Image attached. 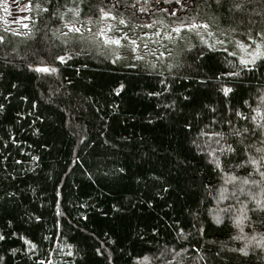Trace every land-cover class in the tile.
<instances>
[{
  "label": "trees",
  "instance_id": "1",
  "mask_svg": "<svg viewBox=\"0 0 264 264\" xmlns=\"http://www.w3.org/2000/svg\"><path fill=\"white\" fill-rule=\"evenodd\" d=\"M114 2L85 0L82 15H98L94 5L108 7ZM233 2L181 0L186 5L181 10L175 0H149V13L112 9L127 17L130 27L154 24L150 29H133L137 36L142 31L149 33L138 40L140 49L135 54L145 59H133V54L125 53V58L115 64L87 40H70L65 46L56 31H66L63 22L35 7L37 3L44 5L45 0H31L30 11L26 10L29 0H7V14L0 5V17L4 18L0 19V35L6 37L0 44V55L8 52L9 58L15 57L12 48L19 53L12 64L0 60V103L5 105L0 110V235L4 236L0 240V264H39L50 252L54 264H156L152 257L165 245L177 251L187 248L188 254L181 255L185 264H193L196 252L191 244L201 249L206 264H264L260 249L248 256L236 252L234 249L243 242L229 240L235 234L230 222L217 225L205 210L211 205L200 203L204 199L201 179H209L212 173L195 158L183 128L190 120L195 134L200 124L195 113L206 104L223 111L224 97L216 91L218 83L209 78L228 70L227 53L222 48L231 52L234 45L217 44L216 51L208 50L195 31L188 30H182L183 39L178 41L153 42L159 39L153 35L160 28L156 22L175 26L178 20H207L215 25V37L206 36L213 44L216 37L224 39L221 32H228L231 42L233 36L245 39L248 28L264 27V18L254 14L256 23L249 22L255 0L247 4L246 12L232 8ZM65 3L69 0H52L47 6L60 8ZM131 3L121 0L122 5ZM24 23L39 28L34 38L5 32L6 28L24 31ZM189 43L195 47L189 49ZM144 44H148L147 50ZM157 49H167L171 56L153 57L150 52ZM200 50L205 51L203 57L198 55ZM65 51L71 59L64 64L54 60ZM40 59L57 66L59 76L37 79L39 74L25 68V62ZM168 63L173 65L172 75L164 71ZM257 63L258 67L245 72L230 94L233 105L264 87V64ZM163 78L170 83V93L159 83ZM200 79L206 83L201 85ZM121 84L124 87L117 93L115 89ZM156 92L161 95H149ZM182 96L190 99L185 101ZM172 100L176 109L165 108ZM33 156L39 159L33 160ZM185 156L192 161L188 170L178 165V159ZM201 168L205 170L198 176ZM165 184L170 185L166 192L162 191ZM57 207L62 215H57ZM193 212L198 213L195 219ZM259 218L264 219V214ZM201 225L202 238L195 230ZM179 228L184 229V238H178ZM256 230L264 231V224L257 222ZM27 241L37 248L30 250ZM98 247L103 255L96 253ZM109 253L111 261L107 259ZM144 256L149 260H142Z\"/></svg>",
  "mask_w": 264,
  "mask_h": 264
},
{
  "label": "snow or ice",
  "instance_id": "2",
  "mask_svg": "<svg viewBox=\"0 0 264 264\" xmlns=\"http://www.w3.org/2000/svg\"><path fill=\"white\" fill-rule=\"evenodd\" d=\"M58 2L59 0H57ZM175 2L181 5V10L186 7V5L181 4V0H175ZM253 2L254 0H234L231 7L235 10L246 12L249 11L247 4ZM51 3L52 0H45L44 5L37 3L35 7L40 12L50 13L51 16L58 17L63 22L62 26L66 31H61L60 29L56 31L59 33V37L63 38L62 42L65 46L69 44L70 40L81 42L87 40L102 55L110 57L113 64L124 59L125 53L133 54V59L141 61L145 59L143 55L135 54L140 49L138 40L141 37H147L149 33L142 31L137 36L133 29L134 27L142 29L153 28V22L130 27L129 19L123 14L114 12L112 9L130 8L140 13H149V7H151L149 0H143V3H141V0H132L130 5H122L121 0H115L108 7L97 4L93 7H95L98 15H82L85 0H69V3L61 5L60 8L47 6L51 5ZM216 3H219V0H216ZM255 4L256 7L250 10L248 17L249 22L252 24L256 23L252 19L253 14L264 18V0H255ZM0 5H2L4 13L7 14L9 11L7 0H0ZM257 8H259V11H257ZM26 10H31V0H29V8ZM132 14L135 15V12ZM171 15H175V12H171ZM0 19L4 18L0 17ZM36 19L39 20V15H37ZM156 23L160 24V28L153 35L159 39L153 42L158 45H160L161 40H167L171 43L183 39L182 30L195 31L200 42L206 45L208 50L216 51L217 44L234 45L231 52H229L228 48H222V51L227 53L225 61L229 65L228 70L218 72L215 76L209 78L214 79L218 83L216 91L224 97L223 111L211 104H206L200 111L195 113L196 117L200 118V124L196 126L195 134L192 135L194 125L190 120L184 122L183 128L188 134V141L195 154V158L203 161L205 167L212 173L209 179H201L200 186L204 191V199L200 203L204 204L206 201L211 205V207L205 210L212 215L217 225L222 224L224 220L230 222L235 229V234L230 235L229 240L243 242L242 246L234 249L236 252L243 256H248L256 249L264 251V231L256 230L257 222L264 224V219L259 218V214H264V87L250 92L247 98H243L240 101L239 105H233L230 98V94L234 93L235 88L241 82L243 74L256 69L258 61L264 64V27H260L259 29L248 28L245 39L236 40L233 36L231 42L227 39L229 33L221 32V36L224 39L216 37V43L213 44L206 36L215 37V25L214 23H209L207 20L197 21L195 18L189 22L178 20L175 22V26L164 25L162 22ZM93 26L96 27L95 31H93ZM22 28L24 31L6 28L5 32H12L15 36L34 38L35 33L39 31V28H36L35 24L30 26L29 23H24L22 24ZM124 28H127L128 31H125ZM231 31L235 32L236 29L233 28ZM85 33H87V36H85ZM5 40L6 37L0 35V44H3ZM143 47L147 50L148 44H144ZM194 47L195 45L189 43V49ZM11 52L15 53L16 56L9 58L10 53L4 52L3 55H0V60L5 64H12L13 59L19 57V53L16 48H12ZM76 54L80 55L79 52ZM150 54L153 57L157 55L160 57L171 56V53L167 49L163 52L157 49L155 52H150ZM198 55L199 57H203L205 51L200 50ZM228 56L233 59L229 60ZM20 59L23 60L25 58L20 57ZM67 59H71L68 51H65L64 55H56L54 57V60L59 61L60 64L66 63ZM24 66L28 71L39 74L37 79L53 75L59 76V68L54 66V64L45 62L43 59L25 62ZM151 66L155 68L156 65L152 63ZM172 69L173 65L168 63L164 71L172 75ZM161 76H163V71L161 72ZM188 78V76H184V79ZM198 82L201 85L206 83L204 79H200ZM68 83H71V81H68ZM159 83L164 86V92L170 93V83L166 78L161 79ZM12 87L15 88L16 85L12 84ZM123 87L124 85L121 84L115 91L118 93ZM56 91H59V89ZM8 95H11V93ZM149 95L159 96L161 93H149ZM181 98L185 101L190 99L189 96H182ZM23 99L27 100V97ZM4 107L5 105L0 103V110H3ZM32 107H36L35 101L32 102ZM164 107L175 110L176 101L172 100L169 104H165ZM9 140L14 144L16 143L12 135L9 136ZM32 159L38 160L39 158L33 156ZM191 164L192 161L187 156L178 159V165L183 166L185 170H188ZM204 170V168H201L197 175L199 176ZM119 171L123 173L125 170L121 168ZM169 187L170 185L165 184L162 191H168ZM8 195L11 196L13 194L8 193ZM148 203L151 204V201H148ZM56 212L57 215H62L58 207ZM192 215L195 219L198 213L193 212ZM254 215L257 216V220L253 219ZM36 219L39 220L40 217H36ZM193 227L195 228V225ZM245 228H248L249 231H245ZM195 230L198 236L201 238L204 236L203 225ZM155 231L156 229L154 228L153 232ZM184 237V229L179 228L178 238ZM2 239H4V236L0 235V240ZM27 243L30 246V250L37 248L35 243L31 241H27ZM69 247L71 246L69 245ZM191 247L196 252V255L192 256L193 264H200L201 261H204L206 264L205 256L202 254L201 249L197 248L196 244H191ZM95 251L98 255L104 254L101 252L100 247L96 248ZM107 251V248H105L104 252ZM181 253L188 254V249L181 248L180 251H177L176 248H169L165 245L152 259L156 261V264H185V258ZM52 254L51 252L48 253L47 258L41 259L39 264H54V261L51 260ZM68 255L71 256L72 253L69 252ZM216 255H219V252ZM107 259L109 261L112 260L110 253ZM141 259L148 261L149 257L144 256Z\"/></svg>",
  "mask_w": 264,
  "mask_h": 264
}]
</instances>
